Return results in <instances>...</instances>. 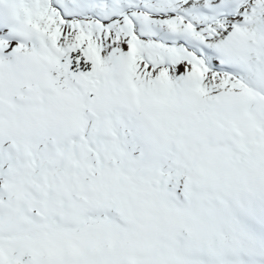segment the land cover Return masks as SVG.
<instances>
[{
	"label": "snow or ice",
	"instance_id": "obj_1",
	"mask_svg": "<svg viewBox=\"0 0 264 264\" xmlns=\"http://www.w3.org/2000/svg\"><path fill=\"white\" fill-rule=\"evenodd\" d=\"M0 264H264V0H0Z\"/></svg>",
	"mask_w": 264,
	"mask_h": 264
}]
</instances>
